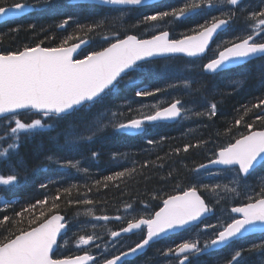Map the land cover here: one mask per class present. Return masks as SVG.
<instances>
[{
  "label": "trees",
  "instance_id": "16d2710c",
  "mask_svg": "<svg viewBox=\"0 0 264 264\" xmlns=\"http://www.w3.org/2000/svg\"><path fill=\"white\" fill-rule=\"evenodd\" d=\"M6 1L8 0H0V6ZM180 2V0H167L165 5H175ZM59 5L62 6L60 3L52 4L51 8ZM75 5V7H66L65 14L59 12L54 14L51 10L48 11L49 7L42 9L40 14L35 13L33 15L34 20L32 22H24L19 26L16 25L21 24L22 20L13 23H0V46L2 51H20L25 47H33L38 43L44 46H61L73 31V39L68 40L67 44L89 37L93 40L90 47L85 51L89 52L105 46L112 39L114 33L134 32L136 34H146L147 32V35H150L148 27L154 23L144 22L143 26L139 25V19H143L142 13L148 12L150 7L132 10L130 16L125 19L123 15H119L118 11L112 10L110 7L94 4ZM165 5H161L160 2L150 6H161L159 8L164 10ZM259 9H264V0H243L240 7L232 9L235 11L236 16L234 15L235 18H232L230 24L232 26L229 25L228 30L225 31L227 40L222 47L228 42L237 41L236 38L243 37L251 31L250 25L252 22L248 19V15L252 11H259ZM68 16H71L72 19L65 26V29H58L60 23L63 22L61 19ZM211 16L213 14L209 11L202 12L200 15L180 18V20L168 17L165 18L166 21H155L163 26L153 31L158 32L169 28L172 38L181 37L195 32V30H200L197 25L204 23L205 19L210 21ZM94 24L100 26L93 28ZM110 27L112 28L108 29ZM237 27H239V30ZM231 29H234L238 35L231 37ZM216 49L217 47H214L200 59L173 56L162 58V60H153L144 65L148 71L132 74L135 80H139L135 86L120 84L118 90L107 97L104 102L106 108L110 105L118 108L116 119L123 122L135 115H147L167 101L180 99L186 110L190 111L187 112L186 117L176 124L159 123L148 127L146 132H142L140 135L132 136L123 132H116L112 127H109V130L104 129L85 146L77 150H62L58 153L59 156L68 155L72 156L74 160H78L82 164L80 170L60 168V166L51 162L44 167H38L40 161L44 160L53 151L49 136H54L55 132L37 135L32 140L27 141L20 149V157L27 161V171L21 170L22 179L11 190L0 188L2 196L9 200H15V203L6 212L3 206H0V219L4 214L13 219L11 224L0 225V239L16 234L20 229L27 230L39 223V220L36 224H30L29 221L39 216L41 210L45 211L47 216L60 212L66 217H73L85 212L87 208L89 211L94 210L99 215L120 214L119 216L122 219L116 220L114 217H110L114 218V221L109 220L107 226L100 224V228L95 226L94 223L92 224L94 226L83 229L78 236L84 234V236L87 234L104 235L107 232V237H109L110 232L121 228L124 222L127 223L128 219L121 215V210L124 207L131 205L139 208V206L145 205L147 208V214L145 215L149 216L158 209L162 203L161 200L166 196L181 192L193 185L200 190L201 195L206 197H204L206 202L214 209L215 214L211 219L213 221L211 224L219 227L230 220L229 208L231 205L245 203L249 201L248 197L250 196L256 199L262 193L264 194V166H259V169L257 168L258 170L256 169L253 172L255 174L252 173V176L246 178L252 182L254 187L250 196H246L244 192L237 193L236 191L219 193V188H215L217 184L213 181L214 179L201 178L199 175L201 169L199 173L194 171L199 165L209 162L212 157L214 158L220 148L234 142L252 129L264 128V121L256 118L258 115H264V106L261 108L253 107L261 99H264V68H261L264 60L253 59L247 64L245 63L246 65L240 66L241 68H234L219 75H200V65L212 58ZM190 76L200 81V83L190 82L187 88L183 86L182 81ZM175 77L176 80H174ZM125 79L128 78L125 77ZM234 79L242 81V83H231ZM201 83L203 87H201ZM171 84L177 86L169 87ZM137 88L150 91L160 88L161 91L147 97H136L135 91ZM161 95L166 97V100L162 101ZM142 101H144V104L140 109L139 105ZM146 103H150L151 107H147ZM211 103L217 105L216 115H195L196 112L206 113V105ZM129 107L131 111H129ZM93 111H96V109ZM19 116L25 122L38 118L31 111L19 113ZM241 117L243 119L237 125L235 121ZM6 123L7 121L4 118L0 120V135H3V128ZM248 124H252L251 129L247 127ZM143 134L145 135L143 136ZM148 140H152L154 143L149 144ZM185 145H189L187 151L184 150ZM93 152L97 153L98 156L93 157ZM18 158L13 156L11 160H7L0 157V175L9 174V169ZM86 168L89 173H81ZM119 172H124V175L117 177L115 174ZM109 176H112L113 179H106ZM42 183L46 184L47 187L41 188L40 184ZM221 184L227 185L228 182L224 179ZM203 185L209 187L205 188ZM213 188H215V191L212 190ZM65 189H68V191L65 192ZM57 196H59V199H55ZM45 199L48 203L43 208L37 205L35 210L23 213L22 217L15 216L16 212H21L29 205L36 204V201ZM84 200H91L92 203H82ZM53 204L58 206L52 207ZM70 228L72 229V227ZM213 231L214 229H209L200 238L201 245ZM144 232V230L139 232L135 239L133 235L126 237V245H123L120 250L136 243L144 235ZM176 236H179V234L157 241L150 246L145 258L141 259H144L147 264L177 262L173 255H164L169 247L175 248L177 244L184 241L181 238L173 241L172 239ZM247 238H249V244L247 240H238L220 254L204 253L199 257L191 256L190 259L193 264H228L234 254V248H236L235 250L242 248L244 251L241 258H239V264H248L252 244H259L260 242L257 241L262 239L259 236ZM167 240L171 241L165 243ZM255 251L262 252L264 250L257 248ZM63 252L65 253L58 251L56 255L58 257L75 255L71 244H67V249ZM141 259H137L134 264ZM101 262L98 261L96 264ZM262 264H264V261H262Z\"/></svg>",
  "mask_w": 264,
  "mask_h": 264
},
{
  "label": "snow or ice",
  "instance_id": "6c2138e0",
  "mask_svg": "<svg viewBox=\"0 0 264 264\" xmlns=\"http://www.w3.org/2000/svg\"><path fill=\"white\" fill-rule=\"evenodd\" d=\"M102 2L107 5L124 6L117 9L122 14L124 11L150 7L148 12L142 13L143 22L164 21L168 17L178 20L210 10L219 11L220 16L213 15L210 21L205 19L204 23L197 25L199 31L182 39H170L166 30L153 35L151 39H138L135 35H128L124 39L117 37L108 47L100 51H92L82 59L74 58L73 54L77 53L81 44L86 43L85 41L81 40L80 43H74L70 47L64 46L68 40L73 39L72 36H69L60 47L37 45L26 47L23 51L0 54V117H4L7 121L3 135H0V157L7 160H11L13 156L19 157L9 169V174L0 175V188L11 190L20 182L21 170L27 171V161L20 157V149L37 135L56 133L54 136H49L53 151L40 161L38 167H44L51 162L60 167L80 170L78 160L60 157L58 153L85 146L96 138L97 133L107 127H112L116 132L130 134L142 130L147 123L175 120L181 118L185 111H190L184 108L180 99H175L169 106L158 109L152 114L120 122L116 119L118 113L104 107V102L118 90L125 77L128 78L126 81L128 85L135 86L136 80L132 74L148 71L144 65L150 63L152 58L172 56L177 53L197 57L205 53L214 35L219 29L229 25L235 15V11L231 8L224 11L218 6L227 4L238 8L240 0H181L175 5H165L164 10L149 6V0H102ZM51 6L52 0H37L36 4L27 0L24 2L14 0L9 7L0 6V17L20 15L35 7L46 9ZM62 6L66 8L76 5L71 3V0H63ZM71 19V16L66 17L63 25H67ZM248 19L252 22L251 31L243 37L236 38L239 42H228L223 47L217 45L214 56L201 65L200 75L209 73L219 75L240 67L252 59L264 60V9L250 12ZM99 26L94 24L92 27ZM261 68H264V64ZM190 82L200 83L191 76L182 81L185 87H188ZM232 83L240 84L242 81L233 80ZM176 86V84L169 85V87ZM201 87H203L202 83ZM160 91V88L154 91L137 88L135 95L147 97ZM262 106L264 99L253 105L254 108ZM94 109L96 111H93ZM216 109L217 105L211 103L206 105V113L196 112L195 115L214 116ZM20 110H32L38 118L25 122L19 116ZM129 111H131L130 107ZM256 118L264 121V115H258ZM242 119L243 117L237 119L235 123L239 125ZM247 127L251 129L252 124H248ZM148 143L152 144L154 141L148 140ZM188 147L189 145H185L184 150L187 151ZM97 155L95 152L92 153L93 157ZM215 156L216 158L211 159L209 164L226 166L225 170L234 171L238 179H243L258 165L264 166V131H253L236 139L234 143L221 148ZM207 167L208 165L201 164L194 171L199 173L200 169ZM115 175L123 176L124 172ZM106 179L112 180L113 177L109 176ZM40 187L46 188L47 185L42 183ZM203 187L209 186L203 185ZM219 187L220 185L215 186V188ZM215 188L212 190L215 191ZM64 191L67 192L68 189ZM55 199H59V196ZM248 199L253 198L250 196ZM0 201L3 202L5 212L15 203L14 199H4L3 196H0ZM47 203V199L38 200L36 204L16 212L15 216L22 217L23 213L35 210L37 205L43 208ZM82 203L91 204L92 201L84 200ZM57 206L52 205V207ZM131 208L132 206L128 205L126 211ZM211 211L212 208L197 194L195 185L182 194L169 196L163 201V207L154 215L129 219L126 227L110 233L113 238H117L123 233L146 228V234L140 242L134 247H129L127 251L113 255L111 259L105 258L103 264H123L122 258L144 249L160 236L178 229L187 230L196 227L197 222L202 223V218ZM231 212L238 215L233 216L228 223L219 227L213 224L203 225V232L209 229L214 231L202 245L199 238L185 240L175 248L169 247L164 255H175L178 264H193L191 256L199 257L209 250L218 251L221 246L228 247L234 241L244 239L248 233L260 231L264 234V194L254 202L232 207ZM97 219L108 220L109 217H97ZM115 219L121 220L122 217L117 216ZM37 220L40 221L37 226L27 230L20 229L18 233L0 239V264H85L86 261H94V258L88 254L75 258L54 259L53 247L57 245L61 230L66 227L62 222L64 217L47 216L45 211L41 210L39 216L29 223L36 224ZM12 222L13 219L7 214L0 219V225ZM93 240L92 235H81L78 245H89ZM257 248L264 250V238L261 243L252 244V250ZM243 251L242 248L234 250L228 264H239Z\"/></svg>",
  "mask_w": 264,
  "mask_h": 264
},
{
  "label": "rangeland",
  "instance_id": "374dc122",
  "mask_svg": "<svg viewBox=\"0 0 264 264\" xmlns=\"http://www.w3.org/2000/svg\"><path fill=\"white\" fill-rule=\"evenodd\" d=\"M55 3L63 4V0H52V4H55ZM228 6L229 5L225 4V5L220 6V7L226 9V8H228ZM58 8L61 9V8H63V6H59ZM112 10H116L117 11V9H112ZM118 12L120 13L119 15H123V16H126V13H127V11H125V13L123 12V14L120 11H118ZM64 19H61V20L64 21ZM62 23L63 22H61L60 24H62ZM112 27H110L108 29H111ZM161 27H162L161 23L157 24L156 22H154V23L150 24L149 27H148V33L150 35H147V32H146V34H143V35H140V34H137V35H139L140 37H149V36H151V35L156 33L153 30H158ZM237 29L239 30V27H237ZM70 35L71 36L73 35V31H71ZM119 35L120 34L114 33L112 35L113 36L112 39L108 43L114 42L117 37L118 38H122L123 37V36H119ZM237 35H238V33L234 29H231L230 36L233 37V36H237ZM225 40H227V35L221 40V42H224ZM221 42L218 43V44L223 45V43H221ZM160 97H161L162 101L166 100V97H164V96H160ZM143 104H144V101H142L141 104L139 105L140 109L143 107ZM146 106L147 107H151V104L150 103H146ZM185 109H186V107H185ZM62 157H65V155L62 156ZM69 159H73V158H69ZM56 165H58V164H56ZM199 175H200L201 178H207L206 180L214 179L213 181L217 185H220L219 191H218L219 193H221V192H229L228 189H235L234 191H236L237 193L244 192V194L246 196H250L252 188H254L251 181H244V179H238L236 177V174H235L234 171H229V170L222 171V170H214L213 168H208V169H201V172L199 173ZM224 179L228 182V184L226 185L227 186L226 188H225V185L221 184V181L224 180ZM234 181H236V182H234ZM0 206H3V204L0 203ZM126 208L127 207L124 208L125 213L122 214V215L127 217L128 220H129V219H131V215H130L129 211L132 210V208L130 210H128V211H126ZM135 211L141 212L143 215L147 214L146 213L147 212V208L144 207V206L141 207V208H136ZM81 214H78V215H76L75 217H73L71 219L72 232L70 233V235L67 234L66 237L60 242V244H62L63 241H66L64 243L65 246L63 244L64 248H63V246L61 247V250L58 248V251H60L61 253H65L63 251L65 249H67V245H66L67 241H68V244H71L74 247L73 249H74L75 252H77L79 250L82 251L83 249H86V248H83V245H78L79 237H76L75 235H77L83 229L88 228L89 226H94V225H92L94 223H95V226H97V227H99L100 226L99 224L102 223V222H100L101 219H97V216L91 210L90 211L86 210L85 212H83ZM231 218L232 217H230V219ZM211 223H213V221H211L208 224H211ZM202 229H203V227L197 228V229H193V230L185 233L184 235L180 234L179 236L174 237L172 240L175 241V240H178L179 238H181V239L200 238L206 233V232H203ZM91 235L94 237V240L89 244V247H87V248L88 249L90 248L88 251L96 254L97 263H98V261H103L106 258L107 255H111L113 252H114V254L119 252L120 250H118V249H120L121 246L126 245L125 244L126 243V239H121L122 237L118 238L117 240H114V239L108 237L106 240L103 241V239H104V235L103 234H91ZM86 236H88V235H86ZM256 236H253V237H256ZM248 239L249 238H245V239H242L241 241L247 240L248 244H249L250 241ZM170 241L171 240H167L165 243H169ZM257 242L261 243V240H259ZM75 246H79V248H76ZM97 246H99V247H97ZM234 249H236V248H234ZM229 250H233V249H229ZM250 251H251V253L249 255V261L251 262V264H262V261H264V251H262V252L261 251L256 252L255 250H253V251L250 250Z\"/></svg>",
  "mask_w": 264,
  "mask_h": 264
},
{
  "label": "bare ground",
  "instance_id": "6f19581e",
  "mask_svg": "<svg viewBox=\"0 0 264 264\" xmlns=\"http://www.w3.org/2000/svg\"><path fill=\"white\" fill-rule=\"evenodd\" d=\"M181 1V0H180ZM249 1V0H248ZM32 2V1H31ZM10 3V2H9ZM29 3H30V1H29ZM89 4H94V5H100V6H106V7H110V8H112V9H120V8H123L124 6H116V5H103V4H99V3H95V2H93V3H89ZM155 4H157V2H155V3H152V4H149V6L150 5H155ZM165 4H167V0H162L161 1V5H165ZM11 5V4H10ZM10 5H8V6H6V7H9ZM249 5V4H248ZM159 7H161V6H159ZM244 7V6H243ZM256 7V6H255ZM255 7H253L254 9H255ZM249 8V7H248ZM261 8V7H260ZM235 9V8H234ZM35 10V9H34ZM37 10V9H36ZM42 10V9H41ZM240 10V9H239ZM242 10V9H241ZM246 10V9H245ZM244 10V11H245ZM248 10V9H247ZM256 10V9H255ZM260 10V9H259ZM32 12V11H31ZM124 13H125V11H124ZM131 13V11H127V13H126V16H124V18H126V17H128V16H130L129 14ZM25 14H28V12L27 13H25ZM30 14V13H29ZM32 14V13H31ZM207 14V13H206ZM204 15H205V13H204ZM241 15H242V12H241ZM30 16V15H29ZM195 16V15H194ZM236 16V15H235ZM204 17V16H203ZM24 18V17H23ZM235 18V17H234ZM240 18H241V16H240ZM31 19V18H30ZM238 19V18H237ZM180 20V19H179ZM182 20V19H181ZM233 20V19H232ZM165 21H166V19H165ZM172 21V20H171ZM236 21V20H235ZM133 22V21H132ZM136 22V21H135ZM179 22V21H178ZM234 22V21H233ZM241 22V21H240ZM146 23V22H145ZM174 23V22H173ZM168 24V23H167ZM234 24V23H233ZM61 25H63V23L62 24H60L59 26H58V29H64L65 28V26L66 25H63V26H61ZM139 25L140 26H142V25H144V22H143V19H139ZM236 25V24H235ZM163 26V25H162ZM230 26H232V25H230ZM169 27V26H168ZM185 27H186V25H185ZM184 27V28H185ZM190 27V26H189ZM188 27V28H189ZM120 29V28H119ZM169 29V28H168ZM245 29V28H244ZM170 31V30H169ZM196 31V30H195ZM157 33V32H156ZM155 33V34H156ZM116 34H120L119 36H123L122 38H120V39H124V38H126V36H128V35H135V36H137L138 37V39H147V38H150V37H152L153 35H155V34H153V35H151V36H149V37H140L139 35H137L136 33H134V32H130V33H125V34H122V33H116ZM140 35H143V34H140ZM188 35V34H187ZM186 34L185 35H183V36H181V37H177V38H174V39H182V38H184L185 36H187ZM244 36V35H243ZM81 40H83V41H85L86 43H84V44H81V51H80V53L76 56V59H82L86 54H88V53H90V52H92V51H89V52H85L86 51V49L88 48V47H90V45H91V43L93 42V40L91 39V38H89V37H84V38H82V39H78V40H76V41H74V42H72V43H69V44H66V45H70V44H74V43H76V42H78V43H80V41ZM115 42V41H114ZM37 45H39V46H42V47H60V46H44L43 44H41V43H38ZM37 45H35V46H33V47H36ZM66 45H64V46H66ZM217 45H220V44H216V47H217ZM109 46V43H107V44H105V46H103L102 48H100V49H97V50H93V51H100V50H102L103 48H105V47H108ZM1 47V46H0ZM221 47H222V45H221ZM26 48V47H25ZM213 49V48H212ZM24 50V48L23 49H21L20 51H23ZM10 52H18V51H10ZM210 52V51H209ZM7 53H9V52H5V54H7ZM209 55V54H208ZM173 56H177V55H172V56H163V57H157V58H153L151 61H153V60H157V59H161L162 60V58H167V57H173ZM210 58V57H209ZM200 59V58H199ZM195 61H197V60H195ZM252 61V60H251ZM201 62V61H200ZM200 62H199V65H200ZM250 62V61H249ZM188 63V62H187ZM205 63V62H204ZM203 64V63H202ZM201 64V65H202ZM247 64V63H246ZM245 64V65H246ZM153 65V64H152ZM198 65V66H199ZM201 65H200V68H201ZM147 66V65H146ZM149 66V65H148ZM189 66V65H188ZM198 66H197V69H198ZM242 66H244V65H242ZM241 66V67H242ZM184 67H186V66H184ZM194 67H196V66H194ZM240 67V68H241ZM145 68H147V67H145ZM238 68V67H237ZM188 69V68H187ZM190 69V68H189ZM188 69V70H189ZM196 69V68H195ZM199 71V70H198ZM200 71H201V69H200ZM199 71V72H200ZM190 72V71H189ZM191 72H192V70H191ZM193 73V72H192ZM197 73V72H196ZM178 74V73H177ZM185 74V73H184ZM233 74V73H232ZM237 74V73H236ZM179 75V74H178ZM192 75V74H191ZM211 75H213V74H211ZM235 75V74H234ZM186 76V75H185ZM188 76V75H187ZM177 77V76H176ZM176 77H175V79L174 80H176ZM182 77V76H181ZM228 77V76H227ZM231 77V76H230ZM236 77V76H235ZM193 78V77H192ZM231 79H232V77H231ZM230 79V80H231ZM236 79V78H235ZM234 79V80H235ZM178 80V79H177ZM126 81H127V79H125V81L124 82H122L121 84H123V85H126V86H129L127 83H126ZM139 82V80H136V84ZM232 83V82H231ZM230 83V84H231ZM191 85V84H190ZM184 86V85H183ZM188 88V87H187ZM190 89H192V88H190ZM187 90V89H186ZM190 93V92H189ZM161 96H163V95H161ZM168 99V98H167ZM175 100V99H174ZM174 100H172V101H167V102H165L164 104H161L158 108H156L153 112H151V113H149V114H152V113H154L156 110H158V109H162V108H164V107H167V106H169L170 105V103L171 102H173ZM184 106V105H183ZM185 108V107H184ZM107 109H110L111 111H113V112H117L118 111V108H116L115 106H113V105H110V107H107ZM27 111H31L32 113H34L32 110H20V112L19 113H23V112H27ZM187 112H189V111H185L183 114H182V117L181 118H179L177 121H173V122H169V121H156V122H151V123H147L145 126H144V128L142 129V130H140V131H136V132H131L130 134H127V135H130V136H132V135H140L142 132L144 133V132H146V129H148V127H150V126H152V125H157V124H159V123H166V124H170V125H173V124H176L178 121H180L181 119H183L184 117H186V115H187ZM148 115V114H147ZM142 116H139V115H135V116H132L131 118H129V119H133V118H136V119H139V118H141ZM2 118H4V117H0V120L2 119ZM129 119H126V120H124L123 122H127V120H129ZM106 130H109V128L107 127V128H105ZM99 133H101V132H99ZM99 133H97V135L99 134ZM145 134H143V136H144ZM142 136V135H141ZM143 136H142V138H143ZM126 146V145H125ZM131 147V146H130ZM134 150V149H133ZM114 154V153H113ZM62 156H64V155H61L60 157H62ZM98 156V155H97ZM65 157H67V158H73L72 156L70 157V156H68V155H66ZM215 157V156H214ZM75 158V157H74ZM213 158V157H212ZM211 159V158H210ZM84 160V159H83ZM97 160V159H96ZM82 161V160H81ZM83 162H85V161H83ZM56 164V163H55ZM66 169V168H65ZM80 169H82V164H80ZM87 169V168H86ZM89 169V168H88ZM197 169V168H196ZM259 169V168H258ZM257 169V170H258ZM61 170V169H60ZM81 173H89V172H85V171H81ZM253 174H255V173H253ZM252 176V175H251ZM200 191V190H199ZM176 193V192H175ZM174 193V194H175ZM263 194V193H262ZM205 197V196H204ZM168 198V196H166L163 200H161L162 201V203L160 204L159 202H160V200H159V202H157L158 204H160V206L158 207V209H160L161 207H163V201L165 200V199H167ZM206 198V197H205ZM213 202V201H212ZM135 206V205H134ZM145 207V205H141V206H139V208H141V207ZM154 206V205H153ZM2 207V206H1ZM125 208V207H124ZM124 208H123V210H121V215L122 214H124L125 213V211H124ZM91 209V208H90ZM85 210H89L88 208L87 209H85ZM136 210V207H133L132 206V210H130L129 211V213H130V215H131V219H133V218H139L140 216H144L141 212H137V211H135ZM91 211H93V213L97 216V217H104V216H107V217H117V216H119L120 214H114V215H99V214H96L95 213V211L94 210H92L91 209ZM124 211V212H123ZM120 212V211H119ZM60 213V212H59ZM53 214V213H52ZM61 215L64 217V221H62L63 223H65V225H66V229H67V231L64 233V235L71 229L70 227H71V225H72V222H71V219L73 218V217H75V216H73V217H66L64 214H62L61 213ZM49 216V215H48ZM101 220H103V219H101ZM112 221H114V220H112ZM111 222V221H110ZM116 222V221H115ZM118 222V221H117ZM108 223V222H107ZM112 223V222H111ZM121 223H122V221H121ZM126 222H124L122 225H124ZM37 225V224H36ZM36 225H34L33 227H35ZM112 225V224H111ZM121 225V224H120ZM109 226V225H108ZM114 226V225H113ZM116 227V226H115ZM122 227V226H121ZM100 228V227H99ZM102 228V227H101ZM30 229V228H29ZM119 229V228H118ZM97 230V229H96ZM95 230V231H96ZM92 231V230H91ZM94 231V230H93ZM100 231V230H99ZM105 231V230H104ZM107 231V230H106ZM81 232V231H80ZM90 232V231H89ZM102 232V231H101ZM141 232V231H140ZM84 233V232H83ZM82 233V234H83ZM139 232H134L133 234H131V235H133V237H134V239H135V237H136V234H138ZM81 234V233H80ZM146 234V231H145V233H144V235ZM67 235V234H66ZM65 235V236H66ZM85 235V234H84ZM144 235L136 242V243H138V242H140V240L144 237ZM67 240V239H66ZM68 244V241H67V243H66V245ZM133 245H135V243L134 244H132V245H130L129 247H132ZM64 246H65V244H64ZM64 246H63V248H64ZM76 248H79V246H75ZM86 247H89L88 245H85V246H83V248H86ZM129 247H127L126 249H123V250H120L119 252H117V253H115L114 254V252L111 254V255H107L106 256V258H112V256L113 255H118L120 252H122V251H125V250H127ZM90 249V248H89ZM89 249H84V252L85 253H90L91 254V252L90 251H88ZM147 253V251L145 252V253H142V254H140V256L143 258V257H145V254ZM158 253V252H157ZM64 256V255H63ZM149 256V255H148ZM147 257V256H146ZM138 259V258H137ZM248 264H251V262L248 260Z\"/></svg>",
  "mask_w": 264,
  "mask_h": 264
},
{
  "label": "water",
  "instance_id": "95a60500",
  "mask_svg": "<svg viewBox=\"0 0 264 264\" xmlns=\"http://www.w3.org/2000/svg\"><path fill=\"white\" fill-rule=\"evenodd\" d=\"M159 1H161V0H149V4H152V3H155V2H159ZM241 1V0H240ZM76 2H83V3H93V2H95V3H99V4H103V5H107V4H104L103 2H102V0H71V3H76ZM117 6V5H116ZM31 10H33V9H31ZM31 10H29V11H31ZM29 11H26V12H24V13H22V14H25V13H27V12H29ZM22 14H20V15H22ZM20 15H15V16H5V17H0V22L1 21H3V20H7V19H12V18H15V17H18V16H20ZM228 26V25H227ZM227 26H224V27H222V29H219L218 30V33L217 34H215L214 35V37H213V40L210 42V44H209V47H210V45L212 44V42L217 38V36L222 32V31H224L226 28H227ZM162 31H165V30H162ZM166 31H168L169 32V38L171 39V35H170V31L169 30H167L166 29ZM159 33V32H158ZM158 33H156V34H158ZM155 34V35H156ZM191 35H194V34H191ZM191 35H187V36H191ZM137 37V36H136ZM138 38V37H137ZM147 39H151V37L150 38H147ZM86 41V40H85ZM237 42H239V41H237ZM76 43H78V42H76ZM72 44H70V45H66L65 47H70ZM40 47H42V46H40ZM208 50V49H207ZM207 50L205 51V53L207 52ZM80 51H81V46H80V48L77 50V53H74L73 54V56H74V58H76V56L80 53ZM205 53H202V54H200L199 56H203ZM0 54H5V53H2L1 52V47H0ZM174 55H182V56H187V55H185V54H183V53H177V54H174ZM161 57H163V56H161ZM187 57H189V56H187ZM198 57V56H197ZM155 58H157V57H155ZM153 59V58H152ZM210 74V73H209ZM179 118H177V119H175V120H160V121H169V122H173V121H177ZM253 131H264V129H257V130H253ZM253 131H250L249 133H247V134H245V135H249L251 132H253ZM245 135H243V136H245ZM242 137V136H241ZM241 137H239V138H241ZM239 138H237V139H239ZM235 142V141H234ZM233 142V143H234ZM219 152V150L217 151V153ZM205 165H208V167L207 168H221V167H226V166H222V165H211V164H209V162L208 163H206ZM259 166V165H258ZM257 166V167H258ZM256 167V168H257ZM243 175V174H242ZM188 190V189H187ZM184 191H186V190H184ZM183 193V191L182 192H179V193H176V194H173V195H170V196H175V195H179V194H182ZM197 194L201 197V199H203L204 201H205V199L202 197V195L199 193V191L197 190ZM252 202H254V201H252ZM205 203H206V201H205ZM250 203V202H249ZM207 204V203H206ZM247 204V203H246ZM239 206H243V205H236V206H233V207H239ZM159 210V209H158ZM158 210H156V211H158ZM213 214V210L210 212V213H208L204 218H202V220L203 219H205V218H207V217H209L210 215H212ZM234 214V213H233ZM52 215H60V216H62L61 215V213H59V212H56V213H53ZM235 215H238V214H235ZM51 216V215H50ZM63 217V216H62ZM200 222H197V224H199ZM38 225V224H37ZM36 225V226H37ZM126 227V226H125ZM184 229H178V230H176L175 232H169V233H167V234H165V235H162V236H160L158 239H155L153 242H155V241H157V240H159V239H161V238H163V237H165V236H167V235H170V234H174V233H178V232H180V231H183ZM67 231V229H66V227H65V229H62L61 230V234L58 236V238H57V244H58V241H59V239H60V237L62 236V235H64V233ZM136 231H138V230H133V232H131V233H123L122 235L124 236V235H131V234H133L134 232H136ZM256 233H261L260 231H256V232H252V233H248V234H246V236L247 235H251V234H256ZM153 242H150V244H152ZM150 244L148 245V246H145V248L144 249H142V250H138L136 253H134V254H130L129 256H127L126 258H122V262L124 263L125 261H127V260H133V259H135V258H137V257H139L140 256V254H142V253H145L146 251H147V249H148V247L150 246ZM135 245H133L132 247H134ZM224 246H221L220 247V249L221 248H223ZM56 248H57V245H55L54 247H53V252H52V255H53V253L56 251ZM219 249V250H220ZM128 250V249H127ZM127 250H125V251H127ZM218 250V251H219ZM212 251H214V250H209L208 252H212ZM85 254H88V253H84V254H81V255H77V256H83V255H85ZM88 255H90V254H88ZM90 256H92L93 258H94V261H95V259H96V257L95 256H93V255H90ZM76 256H73V257H65V258H75ZM58 259H64V258H58ZM109 259H111V258H109ZM94 261H86L85 262V264H91V263H93ZM103 264V263H102Z\"/></svg>",
  "mask_w": 264,
  "mask_h": 264
},
{
  "label": "flooded vegetation",
  "instance_id": "af4514ba",
  "mask_svg": "<svg viewBox=\"0 0 264 264\" xmlns=\"http://www.w3.org/2000/svg\"><path fill=\"white\" fill-rule=\"evenodd\" d=\"M9 1H11L10 3H8ZM30 1V3H32V4H36L37 3V0H27V2H29ZM32 1V2H31ZM14 2V0H8V1H6V2H4L3 4H2V6H4V7H6V6H8V5H10V4H12ZM20 2H24V0H20ZM60 6V5H59ZM59 6H55V7H53V8H51V7H49V9H48V11H52V13H54V14H57V12H59L60 14H65L66 13V8L65 7H63V8H58ZM57 7V8H56ZM35 9V10H34ZM37 9V10H36ZM59 9V10H58ZM32 11V12H31ZM31 11H29L28 12V14H23V15H21V16H19V17H16V18H14L13 20H10V21H2V22H0V23H5V22H16V21H19V20H22V22H21V24L19 23V24H17L16 26H19V25H22L24 22H32V20H34V17H32L33 15H35V13H37V14H40L41 13V8L40 7H35V8H33V10H31ZM30 13V14H29ZM32 13V14H31ZM47 14V13H46ZM30 15V16H29ZM24 17V18H23ZM31 18V19H30ZM58 18V17H57ZM145 231V230H144ZM145 233V232H144Z\"/></svg>",
  "mask_w": 264,
  "mask_h": 264
}]
</instances>
